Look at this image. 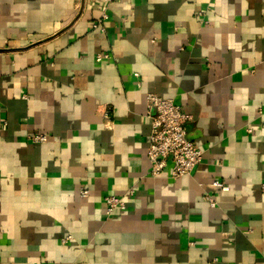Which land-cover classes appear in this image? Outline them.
I'll return each instance as SVG.
<instances>
[{"label":"crops","instance_id":"obj_1","mask_svg":"<svg viewBox=\"0 0 264 264\" xmlns=\"http://www.w3.org/2000/svg\"><path fill=\"white\" fill-rule=\"evenodd\" d=\"M148 94L188 176L151 175ZM0 264H264V0H0Z\"/></svg>","mask_w":264,"mask_h":264},{"label":"built area","instance_id":"obj_2","mask_svg":"<svg viewBox=\"0 0 264 264\" xmlns=\"http://www.w3.org/2000/svg\"><path fill=\"white\" fill-rule=\"evenodd\" d=\"M106 5H111L120 0H103ZM108 19L104 15L102 19L93 24L94 29L104 30V22ZM110 59L109 54L101 53L97 56L98 61ZM138 75V74H136ZM149 118L151 121L150 145L148 149V159L152 164L151 175L160 176L171 163L170 178L177 180L188 176L201 164L203 151L187 138L186 124L192 120V115L185 112L172 99H164L156 94H148ZM107 129H112L111 113L108 109L102 114ZM33 142L44 143L47 136L36 135L32 138ZM211 188L219 191H229L226 182L214 181ZM134 188L129 189L123 196L105 197L107 215H111L116 210L126 208V199L135 196ZM89 191L81 190L80 197H87ZM211 206L215 207L216 202L211 197H206ZM67 237L65 240H70Z\"/></svg>","mask_w":264,"mask_h":264}]
</instances>
